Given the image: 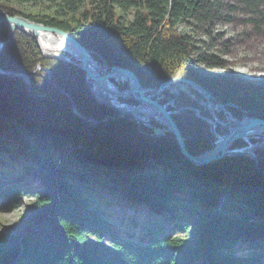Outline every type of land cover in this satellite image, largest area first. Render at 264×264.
Instances as JSON below:
<instances>
[{
    "label": "trees",
    "instance_id": "trees-1",
    "mask_svg": "<svg viewBox=\"0 0 264 264\" xmlns=\"http://www.w3.org/2000/svg\"><path fill=\"white\" fill-rule=\"evenodd\" d=\"M13 1H49L58 6L57 15L26 13ZM240 1L257 25L264 21L259 9L264 0ZM0 8L71 31L102 64L146 87L187 77L209 89L236 117L248 113L264 118V83H250L231 72H198L200 62L226 68L224 59L202 52L194 40L199 28H213L224 18L223 0H0ZM132 10L134 18L128 21L126 13ZM180 23L189 31L181 32ZM7 36L8 26L0 24V42ZM39 63L43 67L32 75V85L0 74V177L43 167V187L37 188L33 203L39 221L33 215L23 221L20 225L28 223L32 229L14 245L0 231V264L18 254V264H263L264 148L257 150L258 163L246 155L194 162L171 132L158 136L153 126L135 121L93 123L76 115L60 87L74 96L85 115L102 119L117 111L91 95L83 68L45 57L29 31L18 29L0 54V66L22 73H31ZM190 90H165L160 102L175 100L170 109L179 110L173 116L187 148L200 154L213 146V130L195 109L208 118L212 114L203 94ZM217 114L226 120L224 109ZM244 145L243 139L234 144ZM229 190L231 197L221 206L219 199ZM22 193L17 183H0L6 208L19 206ZM113 197L123 198L120 205L171 216L175 229L189 230L196 222L194 238L169 236L163 221H141L140 214L124 223L114 212Z\"/></svg>",
    "mask_w": 264,
    "mask_h": 264
},
{
    "label": "water",
    "instance_id": "water-1",
    "mask_svg": "<svg viewBox=\"0 0 264 264\" xmlns=\"http://www.w3.org/2000/svg\"><path fill=\"white\" fill-rule=\"evenodd\" d=\"M0 24L7 25L9 29L7 38L0 42V54L4 47L13 40L18 29L27 30L36 36L45 57L56 58L65 63L75 64L83 68L86 71V79L89 83L91 95L99 102L104 103L117 111L116 114L107 115V117L103 119H99L94 115H85L78 109L74 96L68 93L64 88L60 87V90L66 93L71 99L73 112L84 120L92 121L93 123H103L112 119H126L138 122L140 125H150L154 127L156 125L153 124V121L158 122L165 126V129L162 128L163 132L168 131L176 136L183 153L194 162H207L237 155H246L253 158L255 161L259 160L257 150L259 148H264V134H262L261 137L259 136V141L253 142L252 138L254 135H251V131L256 126H259L264 130V118L249 115L248 113H245L241 118L235 117L234 114L229 111L220 100H216L215 95L202 84L187 77H176L167 80L159 87H146L133 77L110 69L107 63L102 64L95 57L94 51L80 43L71 31H67L57 26L47 25L44 22L31 19L28 16L11 15L1 8ZM46 31L52 35H58L62 39V43L55 46L50 45L43 38V34L46 33ZM45 48L53 49V51L46 52ZM74 54L80 56L79 59L82 63L73 58ZM39 68L40 67L38 66L31 73H22L12 69H5L0 66V74L10 77L24 78L29 85H32L31 77L32 75L39 73L37 72ZM48 71L50 73L49 77L51 78L52 73L50 70ZM117 82H128L129 86L121 88ZM177 82L185 84V86H182V89L184 90H187V85H192L195 88H198L203 94H205L207 106L214 114L215 109L217 110L222 107L225 111L229 112L230 120L234 121L236 124L229 134L219 135V133L216 132V135H219L217 137L222 138L215 140L216 144L200 155H193L189 152L182 130L173 116V112H178L179 110L173 111L169 109V106L173 105V102H160L161 98L165 96L163 94L164 91L169 90L172 92L174 89L172 86ZM132 99L138 100V103L131 102ZM216 120L221 121L218 116H216ZM254 137L258 138V136ZM239 139L246 141L247 145L232 147V145H234ZM55 204L56 202L53 204L52 210L54 209ZM49 214L46 215L43 220L48 218Z\"/></svg>",
    "mask_w": 264,
    "mask_h": 264
},
{
    "label": "rangeland",
    "instance_id": "rangeland-1",
    "mask_svg": "<svg viewBox=\"0 0 264 264\" xmlns=\"http://www.w3.org/2000/svg\"><path fill=\"white\" fill-rule=\"evenodd\" d=\"M1 1H4V0H1ZM223 2H224L225 10H226L224 18L216 21L213 28H208V29L202 28L201 30L199 28L200 32H196V34L194 35V40H196L195 44L196 46L200 48L202 52L210 53V54H213L215 56H218L224 59L226 62V68L222 69V68L215 67V66L211 67L210 64L208 63L200 62V63H197L198 72L202 76H219V75H223L228 72H231V73H234L236 76L250 83H254L257 85L262 84L264 83V21L260 20L261 23L257 25L255 21L251 19L253 14L249 11V8L246 6L245 3L241 2L240 0H223ZM12 5L16 7L17 9L22 10L23 12L32 13L39 17L43 15H49V16L57 15L56 9L58 6H53V4H51L49 1H43L38 4L18 3L17 1H13ZM259 9L260 11L261 10L264 11V5L260 6ZM118 11L120 14L124 13L122 9H119ZM126 16H127L128 21L132 20L134 18V10L130 11L129 13H126ZM64 17L65 16H62V18ZM179 29L181 32L189 31V27L185 23H180ZM245 60L246 62L250 61V62L259 64V67L252 68V66L255 67L256 64L244 65L243 62ZM38 66L40 68L37 70V72H40V70H42L43 65L39 63L36 66V68ZM49 76H50V73L48 71V79L52 81V75H51V78ZM118 83L119 82H117V84ZM182 86H185V84H181L180 82L175 83L172 86L174 88L172 92L178 93L180 91H183L184 89H182ZM190 87L200 91L198 88H195L192 85H187L186 87L187 90L185 91H189L190 93H192L190 90ZM203 96L206 99L205 94H203ZM171 101L173 102V105L171 106H175L176 105L175 100L172 99ZM203 104L206 105L205 108L210 111V113L212 114V117H209V118L205 117L201 109H198V108L195 109V112L198 116L203 117L212 123V130H213L212 141H213V146H214L216 144L215 140H218L220 138L217 136L221 134H229L236 124L234 121L230 120L229 112L227 111H226L227 112L226 120H222L218 116L217 111L224 109V108L220 107L217 110L215 109L216 111L214 114L213 111H211L209 107L207 106L206 100L205 102H203ZM169 109H170V106H169ZM215 115L218 116L221 119V121H217ZM219 125L223 126L226 130L220 131L218 129ZM164 127L165 126L162 124H161V127L155 126L154 128H155L156 133L154 132V134L158 136L165 134L166 132L162 131L163 130L162 128ZM216 132H218L219 135H216ZM262 134L264 133H261V134L255 133L254 136H258V138H260ZM185 142H186V137H185ZM232 147H234V145H232ZM189 152L193 155L202 154V153L194 154L190 150ZM58 154L60 157L61 153H58ZM11 158L18 159L17 156H13V155L11 156ZM62 159H64V157ZM1 162L2 161H0V163ZM256 162L258 163L259 160ZM42 169L43 167L42 168L37 167V168L28 169V170L24 169L23 171H17L15 174H11L8 177H0V183H2L3 185L8 184L9 182H13V183H17L21 187V189H23V193L21 194L19 198V201H20L19 206L17 207L11 206V207L6 208L3 206V203L0 201V231L10 235V237L12 238V240L10 239L9 245H14L15 241L22 242V238L28 235L32 227H30L28 223H24L23 225H20V224L23 221H25L30 215H33L34 217L33 220L35 222L39 221V219L36 220L35 218V215L33 212V203L35 202L36 197H37L36 195L37 188L41 189L43 187L41 184L42 178L40 175ZM58 193H60V190ZM231 194H232V191L229 190L228 192H226L224 196H222L219 199L222 203L221 206L225 205V203L231 197ZM111 199L114 201L112 205H115L114 206L115 208L113 207L114 212L119 216V219H123L124 223H126L128 221L127 219H130L132 216L135 217L137 214H140L141 221H145L149 219L153 221L154 220L163 221L165 223V229H167V233L169 235L171 234L170 236L172 237L181 236V237H186L189 239L194 238L193 236L196 233V230L198 228L197 224H195L196 222L195 223L191 222L189 230L175 229L174 228L175 225H173V223L169 224V220L171 216L169 217L165 214H158V213L155 214V212L150 213L145 208L136 209L130 204L124 205L127 207L118 206L117 205L118 201L123 200L122 197H113ZM106 241L107 242L110 241L108 237L106 238ZM238 255L240 256L241 254L239 253ZM204 261L209 263V260L207 257L204 258ZM261 261L264 264V256Z\"/></svg>",
    "mask_w": 264,
    "mask_h": 264
},
{
    "label": "bare ground",
    "instance_id": "bare-ground-1",
    "mask_svg": "<svg viewBox=\"0 0 264 264\" xmlns=\"http://www.w3.org/2000/svg\"><path fill=\"white\" fill-rule=\"evenodd\" d=\"M43 38L50 44V45H59V44H61L62 43V39L57 35V36H55V35H52V34H50V33H48V31H46V33H44L43 34ZM45 50H46V52H51V51H53V49H49V48H45ZM79 57L80 56H78V55H76V54H74L73 55V58H75V59H77V60H80L79 59ZM80 62L82 63V61L80 60ZM216 111V110H215ZM105 117H107V116H105ZM104 117V118H105ZM103 119V118H102ZM221 120V119H220ZM156 133V132H155ZM255 133H259V134H261V133H264V130L262 129V128H260L259 126H256V127H254L253 128V130L251 131V135H255ZM222 137H220V139H221ZM220 141V140H219ZM231 148V147H230Z\"/></svg>",
    "mask_w": 264,
    "mask_h": 264
}]
</instances>
